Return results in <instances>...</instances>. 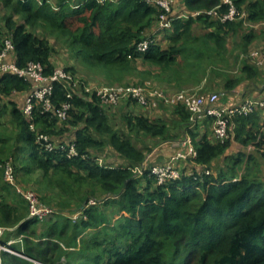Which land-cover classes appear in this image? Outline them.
Masks as SVG:
<instances>
[{
  "label": "trees",
  "instance_id": "1",
  "mask_svg": "<svg viewBox=\"0 0 264 264\" xmlns=\"http://www.w3.org/2000/svg\"><path fill=\"white\" fill-rule=\"evenodd\" d=\"M3 1L13 12L0 25V48L6 37L12 38V59L17 65L41 63L46 76L60 67L55 62L56 50L47 36L29 30L28 24L44 25L64 39L81 61L111 80L123 79L140 59L158 67L162 74L194 76L193 69L205 62L202 52L210 60L225 54L235 35L242 38L247 51L256 31L245 30V24L260 25L264 34V0H231L232 4L226 0H184L190 15L178 17L180 14L174 13L170 31L159 28L163 10L155 1L79 0L69 5L59 0L56 10L51 8V0H40L42 4L37 0ZM232 6L235 18L223 20ZM19 15L23 23L16 21ZM196 24L203 25L206 32L196 34ZM154 31L166 36L168 45L164 47L153 36L154 43L145 52L138 51L137 44ZM245 61V79L256 78V65ZM64 69L73 80L53 81L48 95L52 109L46 111L43 101L37 99L31 116L24 112L26 100L20 103L12 96L20 92L27 98L40 83L15 73L0 74V225L7 229L4 241L22 236V242L11 245L19 254L3 251L1 264H264V180L254 168L238 175L240 151L225 168L221 166L216 172L212 168L213 162L234 146L231 137L222 142L206 133L201 140H194L190 113L182 104L171 105L179 120L174 125L161 117L128 111L122 127L115 129L107 111L113 105L104 104L97 89H86L84 80L75 78L73 67ZM201 70L206 72V68ZM238 83L235 79L221 81L223 89L229 91ZM65 103L70 108L62 119L58 111ZM121 103L138 104L132 98ZM208 119L213 123L214 117ZM178 125L195 141V164L188 172L182 170L180 179L164 184L149 171L139 176L133 165L143 162L154 147L137 140L136 135L171 141L180 137L173 132ZM234 125L235 136L244 145L263 147L264 121L259 122V111L235 116L230 135ZM107 143L129 164H101L96 157ZM72 145L76 154L70 153ZM150 160L148 164L153 165ZM7 162L17 176L39 171L41 178L50 182L52 190L40 199L55 209L53 217L30 218L26 199L6 179ZM52 186L61 188L60 196L53 194ZM84 187L87 192L82 191ZM98 191L109 194L107 200L101 193L96 195ZM67 194L72 200L63 201L61 196ZM90 200L98 204L89 205ZM76 212L81 213L78 219L73 218ZM114 214L119 219L112 225L108 221L112 222ZM100 226H106L105 231L82 236ZM80 236L82 245L77 248ZM93 248L100 252L93 253Z\"/></svg>",
  "mask_w": 264,
  "mask_h": 264
},
{
  "label": "built area",
  "instance_id": "2",
  "mask_svg": "<svg viewBox=\"0 0 264 264\" xmlns=\"http://www.w3.org/2000/svg\"><path fill=\"white\" fill-rule=\"evenodd\" d=\"M105 2L106 0H99ZM155 1L163 12L159 16L158 24L159 28L163 31H170L173 29V20L175 19L173 14L174 0H148ZM232 4L231 0H226ZM216 13V11H210V13ZM200 13V12H199ZM198 13V14H199ZM169 14H173L169 16ZM236 14L235 8L232 6L231 11L223 17V20L234 19ZM246 14L244 13L243 16ZM155 39L152 36H148L137 44V49L140 52H145L150 45L154 43ZM15 51V43L12 38L6 37L3 46L0 48V74L15 73L20 77L32 80L33 82L40 83L27 98L25 102L24 112L31 116L34 108V101H43V106L46 111L52 109V103L48 97L53 91V81H60L62 79H72L73 77L62 67H58L54 74L46 76L44 74V68L41 63L29 62L26 66L20 67L12 59ZM247 60L253 64H264V49H255L245 55ZM97 94L100 96L102 102L106 105H117L130 98L134 99L139 105L144 107L158 108L160 104L167 105H184L190 113V126L195 127L200 122L205 121L209 117H214L212 135L216 140L224 142L230 138V122L231 120L240 114H250L258 107L264 106V102L256 101L252 99H245L236 104L222 105L219 104V98L222 96L219 92H212L210 94L200 93L197 90H191L189 88L176 90L173 92L165 91L163 89L151 87V86H100L97 88ZM70 104H63L62 108L58 111V116L65 119L68 114ZM48 140L47 136H42ZM183 145L186 147L184 151L178 152L173 156L170 162L165 164H153L149 165L145 163L140 170V174H144L149 171L150 175L155 176L158 183L164 184L180 179L182 177V170L176 162L184 161L187 159L195 160L197 156V149L194 145L192 137L187 135L182 140ZM51 147V144L48 145ZM264 148V144H263ZM71 154H76L75 149L70 150ZM206 173H210L206 170ZM5 176L8 181L16 183L15 168L11 163L7 162L5 168ZM16 185V184H15ZM18 191L26 199L29 206L30 218L45 220L55 215V209L49 205L44 204L39 194L34 189H23L21 186H17ZM97 200H90L89 205H97ZM81 213H74L73 218L78 219ZM6 231V227L0 226V264L2 262L1 253L9 252L19 254L11 247L15 242H22V236L16 240H8L1 242V237ZM36 264H45L35 261Z\"/></svg>",
  "mask_w": 264,
  "mask_h": 264
},
{
  "label": "rangeland",
  "instance_id": "3",
  "mask_svg": "<svg viewBox=\"0 0 264 264\" xmlns=\"http://www.w3.org/2000/svg\"><path fill=\"white\" fill-rule=\"evenodd\" d=\"M37 1L39 4H42V2L40 0H37ZM58 1L59 0H51V3H52L51 8H53L55 10L58 9V6H57ZM66 1H67L66 3H68L70 5V3L71 4H77L79 0H66ZM78 6L79 5H77L76 7H78ZM173 8H175V4H174ZM12 12H13V9L11 7H7L4 3V1L0 0V25H4L3 23L5 21V17ZM174 13H175V11L173 10V14ZM15 19L18 22H22V23L24 22V18L20 15L16 16ZM27 28L29 30L33 29L37 34H40L42 36H47L50 39V41L53 43V45L55 46V50H56L55 56L57 57V59L60 58L58 60L59 66L62 68L66 67V66L67 67L73 66L76 69L75 70V72H76L75 78L84 80V82L86 84V89L90 90L91 92L95 91L100 86H118V85H127V86L144 85V86H151V87L163 89L161 86H159V83H161L159 81V75L157 76V78L154 77V74L152 71L153 70L152 65H149V64L147 65V64L143 63L141 61V59L139 60L138 63L132 64L133 67L131 69H129L128 72L124 73L123 79L118 80V78H117V79L111 80V79H108L107 77L105 78L104 75L100 71L93 69L92 67L87 65V63L81 61L80 58L75 56V53L71 50V48L68 46V44L65 42L64 39H62V38L58 37L57 35H55L54 33H52L50 30H48L41 23L36 25V26L35 25L32 26V25L28 24ZM253 28L256 31V34H255L253 40L250 41V43L248 44L246 52L244 51V46H242V38L239 35H235L232 37L233 39L231 38V41H233V47H232V49H228L225 52V54H223L224 58H223V55L218 56L217 58H214L215 63H212V60H210V57L204 58L205 65H206L208 70L210 69V71L213 73H215L213 71V70H215L216 72L221 74V76H220L217 73H215L216 77L221 78L223 80L224 79H226V80L227 79L237 80L239 83L236 85V87H235L236 89L240 88L243 85L240 89L232 92V93H236V97H238V100L241 98V96H242V98L244 97L243 96L244 89H246V88L248 89V86H249L248 85L246 87V83L245 84L243 83L246 80L245 76H247L245 73L242 72V66L246 62L245 60H247L245 55L247 53L252 52L255 49H264V34H262L261 31H259L261 26L255 25L254 23H249L248 25L245 24L244 29L249 30V29H253ZM193 30L195 33H198L199 27L195 26ZM227 57H228V59H227ZM247 62H248V60H247ZM254 65H256L257 70H259V76L257 79L260 80V78H262V74H264L263 73L264 64L263 65L254 64ZM207 69H206L205 73H207ZM260 71H261V76H260ZM68 73H70V72H68ZM208 73H210V72H208ZM208 73H207V75H208ZM207 82H206V85L209 84ZM261 86L262 85H260V87ZM187 88H189V87H187ZM189 89L199 91L197 86H195V87L192 86ZM211 90L212 89H208V90H204L203 92L205 94H210V93H212ZM227 91H229V90L223 89L222 85L220 84L216 87L215 91H213V92L221 93L222 94L221 102L225 103L227 101L228 96H229V93H227ZM199 92L202 93L201 91H199ZM208 92H210V93H208ZM244 94L248 95V93H244ZM12 97L17 99L18 101H20V103H23L24 100H26L24 93L18 92V93L13 94ZM170 106L171 105L165 104L160 110H161V117H164V119L169 121V123L171 124V114L169 112ZM256 107H258V108H256L254 111H263V110H260L261 109L260 106H256ZM130 108H131V110H133L135 112H138L141 110V107L135 105V103H133ZM127 109H128V107L125 106L123 103H119L117 105H113L111 108H107V111L109 113L108 115H109L110 120H111V124L113 125V127L115 129H119L122 127V124H123L122 118L124 116V113L127 112ZM149 115L152 118H155V117L158 118V116L160 114H155V112H152ZM231 121H233V119ZM212 127H213V124H212ZM8 132H9V130H8ZM136 137H137L136 138L137 140L143 141L145 143V145H149L150 147H154V148L159 147L162 144V142L164 141L163 139H160L158 137H152V136L149 137V136L145 135L144 133H139L138 135H136ZM230 137L231 138L233 137V133H232V135H230ZM106 138L109 139L108 136ZM232 140H233V138H232ZM235 143L236 144L238 143V146L240 147V149H239L240 152H243L242 157H240L241 160L237 164V167H236V172L238 173V175H241V174L245 173L247 170H252L254 168V170L257 171V176L259 178H261L262 180H264V157L262 155V153H264V148L262 147L260 149L259 147H255L252 145H250V146L244 145V144L242 145L236 140H235ZM150 153H151V151L147 153L145 160L143 162L137 163V164L133 165V167H132L133 170L139 174V176L142 175L139 172L143 168V166H144L143 164L146 162L148 163L149 158H151V160L153 161V156L150 157ZM236 155L237 154L232 153L231 151H227V153H225L223 156H221L220 158H218L216 161L213 162V164H212L213 165V167H212L213 171L215 170V172H216V170H218L221 166L225 168L227 166V164H231L233 162V158H235ZM251 155L254 156V158L252 160L249 159V157ZM96 158L98 159V161L101 164H107V165H115V164L116 165H127L130 162V161H126L121 156L116 154L109 143H107L105 145V147L98 153ZM20 165H21V163H19V166ZM183 166L184 165L182 164V167ZM16 178H17L16 183H15L16 189H17V186H20V184H22V183L24 185L31 184L37 190V192L39 193L41 198L44 197V194L46 192L52 190V188L49 186V185H51L50 182L45 180L43 177L41 178V172H39V171L32 173V174H28V175L18 174V176L16 175ZM46 185H48V189L44 188ZM14 189H15V187H14ZM23 189H25V188H23ZM53 189H54L53 194L55 196H56V194H59V196H60L61 188L60 187H58V188L53 187ZM83 190L85 192H87L88 189L86 187H84V188H82V191ZM98 193L103 194L102 197L104 198V200H107V198H105V197H106V195H109V194L105 195V193L98 191L96 193V195ZM71 197H72L71 194H67V195H63V197L61 196V199L63 201H69V200H72ZM57 208H60V206L59 207L57 206ZM118 219H119V215L114 214L113 216H111L112 222L108 221V223H111L113 225V223L115 221H117ZM105 227L103 229V226H100L98 229L92 230V232L86 231L85 232L86 234H82V236L88 237L89 235H91V234L93 235L94 233H96L99 230L105 231ZM8 230H10V229H8ZM88 230H90V229H88ZM87 233L89 235L85 236V235H87ZM82 236L79 237V240H78L79 245L77 248H79V247L81 248V245H82L81 238H83ZM14 237H7V239L12 238L9 240H16L19 238V237H16L14 239ZM90 251H92L93 253L96 251L100 252L99 249L95 250L94 248L90 249Z\"/></svg>",
  "mask_w": 264,
  "mask_h": 264
},
{
  "label": "crops",
  "instance_id": "4",
  "mask_svg": "<svg viewBox=\"0 0 264 264\" xmlns=\"http://www.w3.org/2000/svg\"><path fill=\"white\" fill-rule=\"evenodd\" d=\"M174 2H175V10L174 11H175V13L180 14V15H178V17H180V16L181 17H188L190 15L189 12L187 11V8L185 6L184 0H174ZM195 26H198L199 27L198 33H196V34H203V33L206 32V30H204V28H203V25L196 24V25L193 26V29H194ZM147 32H149V30ZM151 36L152 37L155 36L156 41H158V43L161 44V45H163L164 47H166L168 45V39L166 38V36L160 35V33L155 34V31L153 32V34H151ZM49 41H50V39H49ZM50 43L55 48V46L53 45V43L51 41H50ZM210 44L212 45L213 43H210ZM211 45H209V47ZM232 47H233V41H231V39H230V42L228 43L227 50L228 49H232ZM211 48H213V47L211 46ZM212 53H214V52H212ZM202 54L204 55V57H209V55H207L205 53V51H204V53L202 52ZM217 54H219V53H217ZM217 57H218L217 55L214 56V58H217ZM59 59H57V57L55 56V62L56 63L59 62L58 61ZM227 59H228V57H227ZM212 63H215V59H212ZM145 64L148 65V63H145ZM152 67H153L152 68L153 69L152 71H153L154 77L157 78V76L159 75V81L161 82V83H159V86H161L165 91H169V92L175 91V89L177 87H180V86H190V87L197 86L198 89H199V91H201L202 93H204L203 92L204 90H208V89H212L211 92H213V91H215L216 87L221 84V81L223 80L221 78L216 77V74L213 73V72H211L210 69L208 70L207 67H206V65H205V62L202 63L199 66H196L193 69L194 70V73H195L194 76H192L190 74H184V75H182V77H179L178 75L172 76L169 73L162 74V73H160V70H159L158 67H155V66H152ZM201 68H206L207 69V73L208 72H210V73H208V75H207V73L203 72V70H201ZM263 73H264V71H263ZM218 75L221 76V74H219V73H218ZM258 76H259V70H258V75H257L256 78H254V79H246L243 82L244 84L246 83V87L249 85L248 86V89L247 88L244 89V93H248V95H246V94L243 93V96L244 97L242 98V96H241L242 99L240 98L238 100V97H236V93H232V92L240 89L243 86L242 85L238 89L235 88V89H232L231 91H227V93H229V96L227 98V101L228 102L227 101L226 102L224 101L225 103H222L221 102V99L222 98L220 96V98H219V104H222V105H231V104L239 103L240 101H243L245 99H252V100L264 102V74H262V78H260V80L257 79ZM260 76H261V71H260ZM206 82L209 83V84L206 85ZM260 85H262V86L260 87ZM208 93H210V92H208ZM131 105H128L127 106L128 107L127 112L128 111H131V112H133L135 114H144V115L149 116V117H151L149 114H151L152 112H155V114H160L158 116V118L161 117V110L158 109V108L144 107V106H140L139 104H136L135 103V105L141 107V110H142V111L140 110L138 112H135V111L131 110V108H130ZM174 108L175 107L170 106L169 107L170 110L168 109L169 112H170V114H171V123L173 122V124H174V122L179 121L178 120V117L174 114ZM260 110H263V111H259V117H260L259 118V122L262 123L264 121V106H261V109ZM155 118H157V117H155ZM161 118L164 119V117H161ZM234 128H235V125L232 127V133H233V137L232 138H233V141H234L233 142L234 146L232 145L231 148H229L228 151H231L232 153L238 154V152L240 151L239 150L240 147L238 146V143L237 144L235 143V140L238 141L242 145L244 143H242L241 140H239V139L236 138ZM192 129H193V131L195 133L194 140L199 141V140H201V138L203 137L204 134H206V133H212V129H213L212 128V121H210L208 119L205 122H203L202 124L198 125L197 127H192ZM173 132L174 133H177L178 135H180V137L176 138L175 140H171V141H173L172 143H171L170 140H166V141H163L162 144L159 147H155L153 149V151L150 153V156H153V161L150 160L151 163H153V164H165V163H168V162H170L171 158L173 156H175L178 152L184 151L186 149V147L182 143V140L187 135H190L189 133H185L186 132V128H183L182 129L181 126L178 125L175 128H173ZM194 140H193V142H195ZM248 145L249 146L250 145L255 146L254 144H248ZM255 147H257V146H255ZM226 153H227V151H226ZM182 164L184 165L183 167H182ZM194 164H195V161L192 160V159H189V161L188 160H184V161L176 162V165H178V167H180L181 170H186V172H188L190 170V168ZM22 184L20 185L22 188H25V189H35L33 187V185H31V184H27V185H24V184L22 185ZM91 232H92V230H91ZM3 238L4 237H2L1 240L4 242V240H6V239H3Z\"/></svg>",
  "mask_w": 264,
  "mask_h": 264
}]
</instances>
